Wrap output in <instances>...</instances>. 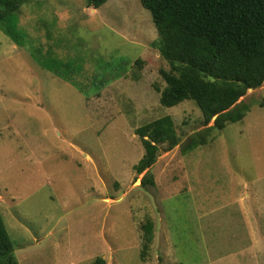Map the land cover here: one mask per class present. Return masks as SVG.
Returning <instances> with one entry per match:
<instances>
[{"label": "rangeland", "instance_id": "rangeland-1", "mask_svg": "<svg viewBox=\"0 0 264 264\" xmlns=\"http://www.w3.org/2000/svg\"><path fill=\"white\" fill-rule=\"evenodd\" d=\"M47 26L62 41L55 49L62 60L75 63V50L93 45L76 74L64 76L59 66L63 79L53 81L30 56L28 47L47 52ZM15 31L26 49L0 30V209L19 264H92L97 257L225 264L230 246L248 245V233L262 241L264 84L240 100L249 106L242 121L185 155L182 145L205 129L203 116L193 102L160 104L154 85L169 65L150 47L158 34L140 0H109L99 9L86 0H31ZM138 56L147 61L142 67L133 62ZM101 59L104 72L96 70ZM84 72L93 80L94 73L120 76L97 96L65 82L89 83ZM167 115L181 143L139 175L134 167L145 152L137 129ZM148 171L154 185L145 186ZM149 220L154 238L144 255ZM257 248L251 264H264L263 242Z\"/></svg>", "mask_w": 264, "mask_h": 264}, {"label": "trees", "instance_id": "trees-1", "mask_svg": "<svg viewBox=\"0 0 264 264\" xmlns=\"http://www.w3.org/2000/svg\"><path fill=\"white\" fill-rule=\"evenodd\" d=\"M30 1L0 0V30L25 49L24 35L15 31V26L21 8ZM108 1L86 0V5L99 9ZM140 3L150 12L158 34L150 47L169 65V69L159 70L163 83L154 85L160 104L172 108L193 102L203 116V132L195 133L182 145L181 151L187 155L220 137L229 125L242 121L249 106L240 100L249 90L255 91L264 84V0H140ZM46 31L47 52L43 55L41 48L28 49L41 68L55 75L51 80L63 79L64 73H58L60 67L65 69L64 76L79 72L84 57L93 55L94 47L90 44L86 48L88 52L84 47L75 50L77 64L63 61L55 53V49H61L62 41H57L52 26H47ZM97 62L96 70L104 72L103 59ZM133 62L140 67L147 63L139 56ZM103 72L99 77L94 73L95 80L90 72H84L86 79L90 77L89 83L78 84L74 77L65 82L82 92L92 87L99 96L120 76L109 78L111 74ZM137 134L145 152L134 167L139 175L156 163L161 151H171L181 143L169 115L146 123L137 129ZM149 174L148 171L143 178L145 186L154 185ZM142 229L145 255L154 238V223L149 220L142 224ZM0 264H19L1 209ZM92 264H106V261L97 257Z\"/></svg>", "mask_w": 264, "mask_h": 264}, {"label": "crops", "instance_id": "crops-1", "mask_svg": "<svg viewBox=\"0 0 264 264\" xmlns=\"http://www.w3.org/2000/svg\"><path fill=\"white\" fill-rule=\"evenodd\" d=\"M245 240H246V243H248V245H245V244L241 245V247L237 249L231 246L229 247L230 253L232 252L233 254H228L225 256L224 258L225 264H228L227 261L229 260L233 261L232 255H233L234 261L236 260L234 264H251L252 258L253 257L256 258L258 256V254L256 255V253L259 252V248H257V242H263L264 244V238L261 239L262 241H259V240L253 239V233L251 235L248 233L247 238ZM235 242L236 241H233V239L230 240L231 245H234ZM227 258L229 260H227ZM244 261H246V263H244Z\"/></svg>", "mask_w": 264, "mask_h": 264}, {"label": "water", "instance_id": "water-1", "mask_svg": "<svg viewBox=\"0 0 264 264\" xmlns=\"http://www.w3.org/2000/svg\"><path fill=\"white\" fill-rule=\"evenodd\" d=\"M215 118H216V117H215ZM215 118H214V119H215Z\"/></svg>", "mask_w": 264, "mask_h": 264}]
</instances>
